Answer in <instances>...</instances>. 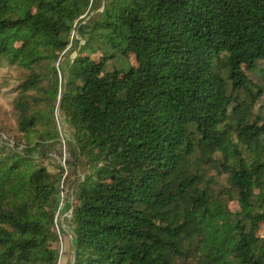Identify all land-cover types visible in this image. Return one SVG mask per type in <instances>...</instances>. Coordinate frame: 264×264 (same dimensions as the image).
<instances>
[{
	"label": "trees",
	"instance_id": "16d2710c",
	"mask_svg": "<svg viewBox=\"0 0 264 264\" xmlns=\"http://www.w3.org/2000/svg\"><path fill=\"white\" fill-rule=\"evenodd\" d=\"M4 62L0 264H59L70 177L71 264H264V0H0Z\"/></svg>",
	"mask_w": 264,
	"mask_h": 264
},
{
	"label": "rangeland",
	"instance_id": "374dc122",
	"mask_svg": "<svg viewBox=\"0 0 264 264\" xmlns=\"http://www.w3.org/2000/svg\"><path fill=\"white\" fill-rule=\"evenodd\" d=\"M98 10H102V8H98ZM95 13L92 12L84 23H87L88 20ZM79 38L77 31L73 32L72 39ZM76 55L75 51H71V53H65L59 59L57 66H65L69 59H73ZM134 62V59H131ZM260 67L264 69V62L260 63ZM263 70L258 72L251 73V78L255 82H259L264 88V75L262 74ZM62 78V73L60 74ZM21 70L16 66H11L7 62L0 67V132L3 133L6 137H9L15 141L19 138L17 134V119L13 107V101L16 96V88L18 87L21 81ZM264 99V98H263ZM58 109V107H57ZM57 111V116L59 112V116L61 115L60 110ZM58 129L60 131V140L61 145H57V149L52 151V157L50 159H45L44 162L49 166L50 169L54 170L57 166L58 162H61L65 167V176L69 173V167L67 165V160L69 159V126H65L64 123H58ZM216 174V171L212 172ZM70 177V176H69ZM74 177H70L68 180L61 184V192L60 195L63 198V208L58 210L57 212V224L56 230L60 235V259L59 264H71L73 253H72V234L70 231V217H71V201L67 200L68 191L71 181ZM62 200V199H61ZM231 208H238V204L236 201H232L230 203ZM60 229H63V232H60ZM259 234L264 237V228L259 231Z\"/></svg>",
	"mask_w": 264,
	"mask_h": 264
},
{
	"label": "built area",
	"instance_id": "2783aa9c",
	"mask_svg": "<svg viewBox=\"0 0 264 264\" xmlns=\"http://www.w3.org/2000/svg\"><path fill=\"white\" fill-rule=\"evenodd\" d=\"M59 110V108L57 109ZM56 118H57V123H62L63 124V121H62V118H61V115L59 116V112H58V116H57V111H56ZM61 204H60V208L63 206V198L61 197Z\"/></svg>",
	"mask_w": 264,
	"mask_h": 264
}]
</instances>
